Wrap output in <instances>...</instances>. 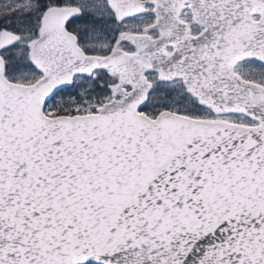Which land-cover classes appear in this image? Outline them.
<instances>
[{"label": "snow or ice", "instance_id": "obj_1", "mask_svg": "<svg viewBox=\"0 0 264 264\" xmlns=\"http://www.w3.org/2000/svg\"><path fill=\"white\" fill-rule=\"evenodd\" d=\"M0 264H264V0H0Z\"/></svg>", "mask_w": 264, "mask_h": 264}]
</instances>
